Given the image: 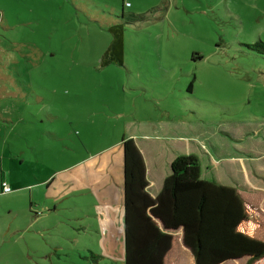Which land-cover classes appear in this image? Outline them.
<instances>
[{
    "label": "rangeland",
    "instance_id": "rangeland-1",
    "mask_svg": "<svg viewBox=\"0 0 264 264\" xmlns=\"http://www.w3.org/2000/svg\"><path fill=\"white\" fill-rule=\"evenodd\" d=\"M117 26L122 59L105 63ZM259 42L264 0H0V264H121L90 254L73 208H44L39 180L114 147L133 119L185 127L179 156L259 198L264 220Z\"/></svg>",
    "mask_w": 264,
    "mask_h": 264
},
{
    "label": "trees",
    "instance_id": "trees-1",
    "mask_svg": "<svg viewBox=\"0 0 264 264\" xmlns=\"http://www.w3.org/2000/svg\"><path fill=\"white\" fill-rule=\"evenodd\" d=\"M117 28L103 54L105 63L121 62L123 34ZM250 48L264 57V42ZM121 149L123 264H189L187 257L192 264H237L243 259L244 264H264L259 198L202 179L198 159L190 154L171 161L169 175L151 198L133 140L122 136Z\"/></svg>",
    "mask_w": 264,
    "mask_h": 264
},
{
    "label": "crops",
    "instance_id": "crops-1",
    "mask_svg": "<svg viewBox=\"0 0 264 264\" xmlns=\"http://www.w3.org/2000/svg\"><path fill=\"white\" fill-rule=\"evenodd\" d=\"M3 122L11 123L9 120ZM128 131L127 136H122L132 139L140 152L145 166L146 193L155 198L170 173L171 161L181 149L188 151L186 128L175 122L133 119ZM121 163L120 139L114 147L104 148L99 154L44 175L39 182L44 185V198L50 203L44 207L47 211L73 208L72 220L84 221L83 226L80 224L78 227L94 232L95 239L86 247L91 255L119 259L123 264ZM213 179L217 181V178ZM2 182L0 193H3Z\"/></svg>",
    "mask_w": 264,
    "mask_h": 264
},
{
    "label": "built area",
    "instance_id": "built-area-1",
    "mask_svg": "<svg viewBox=\"0 0 264 264\" xmlns=\"http://www.w3.org/2000/svg\"><path fill=\"white\" fill-rule=\"evenodd\" d=\"M1 191L3 193H9L10 192L9 185H7L5 182H2L1 183Z\"/></svg>",
    "mask_w": 264,
    "mask_h": 264
}]
</instances>
